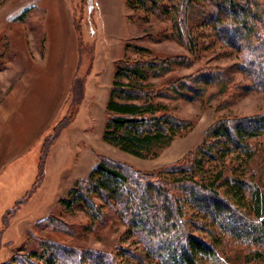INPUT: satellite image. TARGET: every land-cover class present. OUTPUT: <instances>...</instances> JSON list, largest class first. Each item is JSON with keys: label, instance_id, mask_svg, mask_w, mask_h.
<instances>
[{"label": "rangeland", "instance_id": "374dc122", "mask_svg": "<svg viewBox=\"0 0 264 264\" xmlns=\"http://www.w3.org/2000/svg\"><path fill=\"white\" fill-rule=\"evenodd\" d=\"M232 1L240 6L237 13L243 24L235 40L241 47L256 44L264 0ZM177 3L161 0L168 9L165 13H170L163 17L144 8L127 11L129 37L119 45L125 34L124 0H0V159L10 158L3 170L0 160V210H4L0 216V263L12 257L29 258L39 251L42 240H50L73 249L111 254L119 264H162L147 254L138 237L128 234L119 216L108 215L105 208L99 207L104 217L93 222L85 210L67 211L59 201L67 197L77 181L88 178L101 158L155 174L186 162L215 123L264 115V90L254 86L253 77L242 72L240 53L219 36L218 26L193 18L188 25L197 34L196 48L191 50L185 40L179 39L176 22L182 9L180 5L174 9ZM106 52L115 54L114 59L102 61L103 80L97 78L91 91L90 83L87 87L86 83L91 77L93 57L105 56ZM178 58L182 61H173ZM139 60L172 64L161 79L153 80L156 87L189 80L186 86H178L186 96L165 100L168 113L187 123L188 130L147 159L102 141L115 67L120 61ZM61 74L67 82L76 81L84 99L80 107L71 108V112L79 110L75 120L50 148L41 186L12 218L6 219L14 203L28 194L40 176L41 140L51 133L49 129L35 138L29 148V111L35 113L39 107L53 105ZM101 84L104 95L94 93ZM61 104L62 117L64 102ZM254 143V158L240 170L264 195V136ZM15 150L23 152L11 157ZM96 203L104 206L100 201ZM244 211L248 214L247 209ZM15 217L24 222L14 225ZM44 218L53 221L38 226ZM191 233L206 240L215 251L211 257L199 256L198 264H247L250 249L233 238L208 227ZM33 261L42 263L37 258Z\"/></svg>", "mask_w": 264, "mask_h": 264}, {"label": "trees", "instance_id": "16d2710c", "mask_svg": "<svg viewBox=\"0 0 264 264\" xmlns=\"http://www.w3.org/2000/svg\"><path fill=\"white\" fill-rule=\"evenodd\" d=\"M174 1L178 2L174 9L179 5L182 9L176 22L179 39L185 40L191 50L196 48L197 34L188 25L193 18L218 26L219 36L240 53L242 72L253 77L254 86L264 90V10L257 22L260 38L254 45L241 47L235 40L243 27L237 13L240 6L237 9L232 0ZM125 8H144L162 17L170 14L165 13L168 9L161 0H125ZM171 69L167 61L118 62L105 108L108 119L102 133L104 143L147 159L188 130L187 123L168 113L165 100L186 96L178 86H186L189 80L165 82L159 87L153 82ZM70 85L62 107L65 113L62 117L59 114L45 131L50 129L51 133L41 140L40 176L28 194L14 203L6 219L12 218L39 189L50 148L75 120L79 110L71 112V108L80 107L84 93H80L76 81ZM263 136L264 115L217 122L186 162L155 174L101 158L88 178L77 181L59 203L67 211L85 210L93 222L104 217L99 207L105 208L108 215L119 216L128 234L138 237L147 254L162 264H198L199 256H214L212 246L191 233L206 227L249 248L247 264H264V195L240 170L242 165L248 167L256 152L254 142ZM96 201L104 206H97ZM52 221L44 218L38 226ZM3 225L6 227L7 221ZM34 258L41 264H119L111 254L73 249L50 240H42L39 251L29 258L12 257L0 264H38Z\"/></svg>", "mask_w": 264, "mask_h": 264}, {"label": "crops", "instance_id": "0c3cea01", "mask_svg": "<svg viewBox=\"0 0 264 264\" xmlns=\"http://www.w3.org/2000/svg\"><path fill=\"white\" fill-rule=\"evenodd\" d=\"M126 8H125V0H124V29L123 31L125 32V34H123V39H119L118 41V44L121 45L122 42L124 41V39L128 38L129 37V27H128V23H127V19H126ZM125 27H126V30H125ZM72 28H73V25H72ZM125 37V38H124ZM114 48V47H112ZM114 56L115 54H110V52H106L105 53V56L103 54L101 55H94L93 57V62H92V71H91V77L87 79V83H86V87L88 85V83H90V87H91V91L93 90V87L95 86L94 85V82L95 84L97 83V78H99V80H103V72H100V69L102 68L101 67V63L104 65V59H107L109 60V62H112L113 59H114ZM108 61H106V64H107ZM105 64V65H106ZM61 79L59 80V90L57 91L58 93L56 94V96L54 97V103L51 107H47V108H41L39 107V111L37 112H33V111H29V148L31 147V145L33 143H35V141H33L35 138H40L43 133H45V131L47 130V128L51 125V123L59 116L60 114V106L62 105L61 103H63L65 101V99L67 98V90L69 88V83L71 82H67V79L66 77H64V75L61 74ZM93 82V84H91ZM104 86H101L99 88H95L94 89V93L98 94L101 93V95H104L105 93V88H103ZM86 91V89H85ZM31 104H29L30 106ZM46 107V106H45ZM47 109V110H46ZM29 110H30V107H29ZM33 112L34 115L31 113ZM44 113V118H42V114ZM33 115V116H32ZM39 121V123L37 122ZM32 127V128H31ZM59 141V140H58ZM57 141V142H58ZM8 146L9 145H6L5 148H4V151L8 149ZM3 151V153H4ZM14 151V150H12ZM16 152L14 154L11 155V157H14V155H20L23 150H15ZM5 154V153H4ZM3 157V156H2ZM10 157V156H9ZM10 158H1L0 160H3L1 161V163L3 162V165L1 166V170H3L4 168V165L5 163H7V161L9 160ZM4 210H0V216H1V213L3 212ZM15 220L13 221L14 225L16 224H20L21 222H24L22 220H16V217L14 218ZM20 221V222H18ZM29 221V220H28ZM26 224V223H24ZM1 225V223H0ZM11 227L13 225H10ZM14 227V226H13Z\"/></svg>", "mask_w": 264, "mask_h": 264}]
</instances>
